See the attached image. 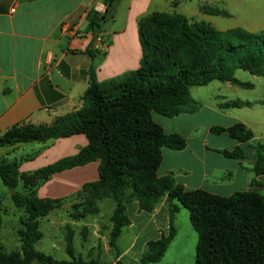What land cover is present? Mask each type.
I'll return each mask as SVG.
<instances>
[{"label": "trees", "instance_id": "1", "mask_svg": "<svg viewBox=\"0 0 264 264\" xmlns=\"http://www.w3.org/2000/svg\"><path fill=\"white\" fill-rule=\"evenodd\" d=\"M117 1L102 0L105 9L90 13L91 25L99 26L101 20L111 18ZM203 8L210 13L226 12L214 6ZM138 32L142 56L137 68L102 82L92 79L83 93L82 105L49 123L19 121L0 132V146L74 133H84L87 138L77 152L34 170L20 171L16 161H0V178L14 188L11 197L21 210V246L7 252L0 242V264H108L75 254L70 223L64 225L69 259L55 258L35 246L43 234L39 219L50 210L71 199L69 215L78 220L97 213L98 201L103 197L114 199L108 241L114 248L123 226L130 222L128 201L136 199L139 208L150 211L166 199L168 232L147 240L141 263L161 259L175 235L172 219L182 205L188 209L197 232L193 264H264V195L260 191L264 185V142L252 141L253 131L242 121L212 126L213 131H226L244 144L221 151L251 159L255 173L250 180L252 187L230 194L185 188L171 173L159 175L157 168L162 148L180 149L186 138L178 132L165 131L153 117V111L166 116L195 111L201 103L190 94L193 85L220 79L251 86L234 76L236 68L264 76V28H219L208 20L180 12L154 10L139 19ZM245 103L249 102L227 100L220 106ZM91 160H98L97 179L86 181L66 197L37 195V186L53 173ZM117 264L122 262L117 260Z\"/></svg>", "mask_w": 264, "mask_h": 264}, {"label": "crops", "instance_id": "2", "mask_svg": "<svg viewBox=\"0 0 264 264\" xmlns=\"http://www.w3.org/2000/svg\"><path fill=\"white\" fill-rule=\"evenodd\" d=\"M161 1L166 7L164 11L180 12L194 19H211L212 13L203 7L213 0H118L113 16L101 20L99 26L91 25L90 13L104 11L102 0H0V132L19 121L49 123L82 105L83 93L92 79L102 82L137 68L142 56L138 21L154 10H162ZM97 31L107 43L105 50L95 46ZM200 103L192 112L158 118L153 115L165 131L178 132L186 138L185 146L180 149L162 148L157 173H171L185 188H203L220 194L251 188L250 180L255 175L251 159L223 153L221 149H232L227 148L230 143L211 129L220 125L223 102H218V106L204 100ZM236 121L240 120L232 117L230 123ZM49 140L32 148L34 154L17 155L21 142L0 146V161H16L20 171H30L77 152L87 142L84 133ZM97 166L98 160H91L57 171L37 186V195L66 197L81 189L86 181L97 179ZM71 201L66 199L63 203L71 204ZM126 212L130 222L123 226L114 250L108 243L111 213L108 221L95 216L89 220L87 217L93 214L74 220L68 214L69 218L58 220V225L65 234V223L71 224L73 244L80 235L78 247L74 245L75 254L85 260L94 257L108 264H117V260L122 264H152L141 263L140 256L148 239L168 232L166 199H161L150 211L139 208L138 201L132 199L126 203ZM179 212L180 206L172 219L175 235L162 257L168 248H174L179 238L176 228ZM192 227L188 231L195 245L197 239L194 240ZM64 234L60 242L65 249ZM43 237L44 233L39 240ZM185 245L183 242L176 250L184 252ZM110 250L113 257L105 259ZM64 259H69V255ZM191 261L189 253L187 258L176 257L172 263L190 264Z\"/></svg>", "mask_w": 264, "mask_h": 264}, {"label": "rangeland", "instance_id": "3", "mask_svg": "<svg viewBox=\"0 0 264 264\" xmlns=\"http://www.w3.org/2000/svg\"><path fill=\"white\" fill-rule=\"evenodd\" d=\"M264 0H213L210 5L224 9L226 12L209 14L210 22L219 28H227L228 26H242L247 29L264 28ZM259 3V4H258ZM160 8L165 10L164 2L161 1ZM210 13V12H209ZM234 76L238 79L252 83L251 86L239 85L230 81L212 79L206 84L193 85L190 88V94L194 98L203 99L204 102L212 103L218 106V102H225L229 100H240L243 102H249L237 106L222 107L221 114L219 115V123L221 126H228L231 124L232 117L244 122L253 131L252 141L264 142V76L252 74L248 70L242 68H236ZM198 100V99H197ZM203 100H199L203 102ZM198 109V108H197ZM192 112V111H188ZM155 118L161 117L162 114L153 111ZM215 135L219 137H225L230 145L227 148H234L233 143L244 145L237 139L231 138L226 131L215 132ZM46 140H30L22 141L18 153L34 154L32 148L40 146ZM51 141V140H49ZM245 149H249L247 145ZM254 175V174H253ZM255 176V175H254ZM264 181V177L262 178ZM11 190L6 186L0 178V242L5 251H12L19 249L21 246V240L19 237L18 229L21 227L19 216L21 210L15 205L12 197ZM260 191L264 195V185L260 187ZM80 198V197H79ZM77 200V199H75ZM69 202V201H68ZM114 206V199L110 197H103L98 201L99 212L97 214L89 215L87 218L92 220L95 216L108 221V216ZM181 212L177 214L176 228L179 233V238L176 240L174 248H168L164 257L160 262H153L152 264H173L174 258H187L192 255L193 264L195 245L193 236L189 233V227H192L189 219L188 209L182 205ZM71 210V204L62 203L58 207L51 210L50 214L40 218L39 226L44 233V237L35 243L36 248L43 250L55 258H68L65 252L64 245H61V239H63V231L59 228L58 220L68 219L69 211ZM191 225V226H190ZM80 230L79 226H76ZM192 229H194L192 227ZM78 230V231H79ZM195 230V229H194ZM194 240L197 239V232L194 231ZM79 236L74 239V245L78 247ZM192 240V241H191ZM186 242L184 252H179L176 249ZM115 248L112 247V250ZM112 250L109 251L106 258H112ZM43 264V263H36ZM187 264V263H183Z\"/></svg>", "mask_w": 264, "mask_h": 264}, {"label": "built area", "instance_id": "4", "mask_svg": "<svg viewBox=\"0 0 264 264\" xmlns=\"http://www.w3.org/2000/svg\"><path fill=\"white\" fill-rule=\"evenodd\" d=\"M95 46L99 49V50H105L107 47V43L105 42V40L103 39V35L100 31H97L95 33Z\"/></svg>", "mask_w": 264, "mask_h": 264}, {"label": "water", "instance_id": "5", "mask_svg": "<svg viewBox=\"0 0 264 264\" xmlns=\"http://www.w3.org/2000/svg\"><path fill=\"white\" fill-rule=\"evenodd\" d=\"M11 191H14V188H12V190Z\"/></svg>", "mask_w": 264, "mask_h": 264}]
</instances>
